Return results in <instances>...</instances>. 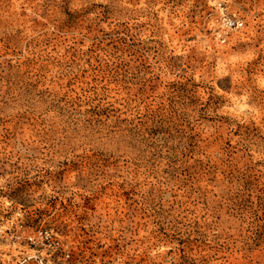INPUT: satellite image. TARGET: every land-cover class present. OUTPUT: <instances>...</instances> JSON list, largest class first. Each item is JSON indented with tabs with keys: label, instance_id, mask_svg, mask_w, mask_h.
<instances>
[{
	"label": "rangeland",
	"instance_id": "1",
	"mask_svg": "<svg viewBox=\"0 0 264 264\" xmlns=\"http://www.w3.org/2000/svg\"><path fill=\"white\" fill-rule=\"evenodd\" d=\"M0 264H264V0H0Z\"/></svg>",
	"mask_w": 264,
	"mask_h": 264
},
{
	"label": "built area",
	"instance_id": "2",
	"mask_svg": "<svg viewBox=\"0 0 264 264\" xmlns=\"http://www.w3.org/2000/svg\"><path fill=\"white\" fill-rule=\"evenodd\" d=\"M225 30L219 32V37L222 42L228 38L227 30L241 29L244 26V21L241 18H226L224 21Z\"/></svg>",
	"mask_w": 264,
	"mask_h": 264
}]
</instances>
